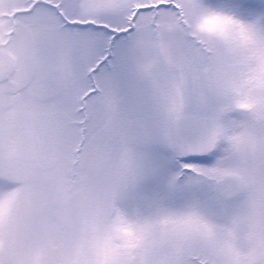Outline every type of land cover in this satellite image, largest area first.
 <instances>
[{"label":"snow or ice","instance_id":"snow-or-ice-1","mask_svg":"<svg viewBox=\"0 0 264 264\" xmlns=\"http://www.w3.org/2000/svg\"><path fill=\"white\" fill-rule=\"evenodd\" d=\"M0 264H264V0H0Z\"/></svg>","mask_w":264,"mask_h":264}]
</instances>
